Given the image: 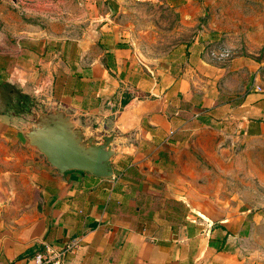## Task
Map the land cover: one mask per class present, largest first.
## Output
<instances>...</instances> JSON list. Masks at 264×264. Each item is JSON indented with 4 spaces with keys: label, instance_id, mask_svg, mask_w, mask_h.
Instances as JSON below:
<instances>
[{
    "label": "crops",
    "instance_id": "0c3cea01",
    "mask_svg": "<svg viewBox=\"0 0 264 264\" xmlns=\"http://www.w3.org/2000/svg\"><path fill=\"white\" fill-rule=\"evenodd\" d=\"M91 3L80 35H25L0 51V264L69 244L63 264H251L256 214L198 200L179 169L195 132L264 137L263 63L213 59L196 39L181 60L149 65L115 2ZM59 123L80 151L109 143L101 172L45 159L35 139Z\"/></svg>",
    "mask_w": 264,
    "mask_h": 264
},
{
    "label": "rangeland",
    "instance_id": "374dc122",
    "mask_svg": "<svg viewBox=\"0 0 264 264\" xmlns=\"http://www.w3.org/2000/svg\"><path fill=\"white\" fill-rule=\"evenodd\" d=\"M113 1L124 37L149 65L181 60L185 45L198 39L213 59L242 54L264 67V0H178L176 5L166 0ZM91 2L0 0V51H14L25 35H80L90 24ZM180 161L189 194L198 200H226L256 214L246 247L251 264H264V137L201 130Z\"/></svg>",
    "mask_w": 264,
    "mask_h": 264
},
{
    "label": "water",
    "instance_id": "95a60500",
    "mask_svg": "<svg viewBox=\"0 0 264 264\" xmlns=\"http://www.w3.org/2000/svg\"><path fill=\"white\" fill-rule=\"evenodd\" d=\"M35 144L48 162L62 171L77 169L99 173L109 158L103 144L80 151L60 123L40 130Z\"/></svg>",
    "mask_w": 264,
    "mask_h": 264
},
{
    "label": "built area",
    "instance_id": "2783aa9c",
    "mask_svg": "<svg viewBox=\"0 0 264 264\" xmlns=\"http://www.w3.org/2000/svg\"><path fill=\"white\" fill-rule=\"evenodd\" d=\"M255 88L258 91L261 90L259 86H255ZM72 247V244H69L64 249H55L52 246H46L43 251L35 253L33 258L31 259V264H63L65 253L68 250L72 249Z\"/></svg>",
    "mask_w": 264,
    "mask_h": 264
},
{
    "label": "trees",
    "instance_id": "16d2710c",
    "mask_svg": "<svg viewBox=\"0 0 264 264\" xmlns=\"http://www.w3.org/2000/svg\"><path fill=\"white\" fill-rule=\"evenodd\" d=\"M123 104H125L126 103V101H124V102H122Z\"/></svg>",
    "mask_w": 264,
    "mask_h": 264
}]
</instances>
